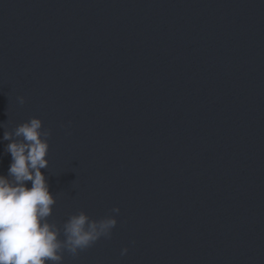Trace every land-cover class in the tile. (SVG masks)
I'll use <instances>...</instances> for the list:
<instances>
[{"label": "water", "instance_id": "obj_1", "mask_svg": "<svg viewBox=\"0 0 264 264\" xmlns=\"http://www.w3.org/2000/svg\"><path fill=\"white\" fill-rule=\"evenodd\" d=\"M33 116L49 219L120 208L62 264H264V0H0V174Z\"/></svg>", "mask_w": 264, "mask_h": 264}, {"label": "clouds", "instance_id": "obj_2", "mask_svg": "<svg viewBox=\"0 0 264 264\" xmlns=\"http://www.w3.org/2000/svg\"><path fill=\"white\" fill-rule=\"evenodd\" d=\"M19 102L25 98L19 97ZM43 124L42 118L33 116L14 134L6 131L3 136L11 141L6 151L12 159L7 174H0V264H62L65 251L77 255L101 237H110L118 223V206L111 210L113 215L101 219L81 210L62 228L49 219L56 194L43 171L49 166L50 150V133ZM127 251L125 247L122 254Z\"/></svg>", "mask_w": 264, "mask_h": 264}]
</instances>
